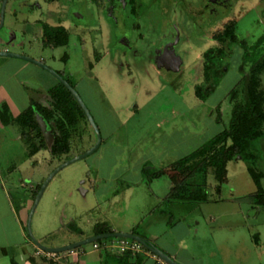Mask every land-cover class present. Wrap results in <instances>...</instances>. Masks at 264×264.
I'll return each instance as SVG.
<instances>
[{"label":"rangeland","instance_id":"rangeland-1","mask_svg":"<svg viewBox=\"0 0 264 264\" xmlns=\"http://www.w3.org/2000/svg\"><path fill=\"white\" fill-rule=\"evenodd\" d=\"M97 2L100 7L93 0H9L5 9L0 51L9 47L8 52L42 61L62 73L84 100L102 135L95 153L52 178L34 213L33 235L42 245L56 248L91 235L98 224L121 228L141 205L135 204L139 199L148 209L157 206L139 224L136 230L140 234L161 237L170 220L186 221L196 232L200 213L197 204H157L155 198L169 195L174 187L178 176L172 180L169 175L177 172L171 168H178L185 156L229 126L233 108L229 96L244 74V50L238 44L232 46L230 55L219 63L223 76L205 100L196 96V87L205 84L202 56L207 49L219 46L212 39L229 21L236 22L241 40L254 44L264 34V0H137L140 31L135 30V0H122L123 11L113 6L111 12L106 11L107 0ZM35 19L45 30L65 28L69 36L65 49L46 46L25 34L23 22ZM167 43L177 56L178 71L158 66ZM65 50L69 58L63 60ZM256 57L264 58V43ZM6 62L0 57V87L5 79L18 83L12 74L29 78L23 87V100H18L22 102L18 104L20 110L30 102L48 105L49 92L61 89L59 80L41 66L21 59H12L14 65ZM18 64H27L33 70L22 71ZM262 85L264 88V75ZM83 130L82 138L72 141L68 155L54 158L44 150L35 165L28 161L20 167L25 158L32 159L25 141L20 139L21 129L17 124L0 123L1 171L10 180L16 206L21 203L25 212L28 204V216L35 202L30 185H43L62 164L96 144L92 126L84 125ZM52 135L45 137L49 145L53 143ZM252 152L255 162L238 157L227 163L220 192L216 191L213 174L208 177L209 199L234 201L202 204L201 209L222 213L220 223L243 221L242 211L252 234H258L264 231V208L259 210L250 201L258 187L249 167L264 174V139L255 142ZM2 153L7 154L1 157ZM139 181L142 183L138 187ZM116 196L119 198L115 202ZM234 213L236 220L231 219ZM214 225L207 217L197 237L204 230H213ZM251 239L255 263L258 260Z\"/></svg>","mask_w":264,"mask_h":264},{"label":"trees","instance_id":"trees-1","mask_svg":"<svg viewBox=\"0 0 264 264\" xmlns=\"http://www.w3.org/2000/svg\"><path fill=\"white\" fill-rule=\"evenodd\" d=\"M214 40L219 46L211 47L203 54L205 84L196 87V96L205 100L216 89L224 72L218 68L219 63L230 55V50L235 44L240 45L244 50L246 58L244 74L229 96L233 107L229 126L207 144L183 158L182 163L189 172L183 181L172 188L168 196L172 203L199 204L206 201L208 177L211 173L217 181L216 191L220 192L225 180L227 163L238 157L255 162L256 155L252 149L257 140L264 139V88L262 85L264 58L256 57L257 50L264 43V34L254 44L248 45L240 39L236 22L230 21L215 35ZM68 43L69 36L65 28L46 29L45 45L63 47ZM59 85L60 90L57 87L49 92V105L32 102L31 106L16 118L10 114L7 105L3 104L1 108L0 116L5 125H19L29 157L48 149L37 122V114L43 117L48 129L53 131L54 141L50 152L54 158L68 155L73 148L72 141L75 138H82L84 125L89 124L83 109L72 93L62 83ZM249 172L258 187L254 195V203L257 208H264V189L261 185L264 174L259 173L252 165L249 167ZM41 185L32 190L34 200ZM95 229L96 235L113 233L106 224H98ZM118 239L120 238H108L107 242ZM145 240L155 246L151 241ZM97 243L101 244L102 240Z\"/></svg>","mask_w":264,"mask_h":264},{"label":"crops","instance_id":"crops-1","mask_svg":"<svg viewBox=\"0 0 264 264\" xmlns=\"http://www.w3.org/2000/svg\"><path fill=\"white\" fill-rule=\"evenodd\" d=\"M22 28L30 31L31 33L34 32V28H31L28 24H25ZM8 48L6 49L9 50ZM1 58L7 59L6 63L8 65H14L12 59L15 58ZM16 66L22 71L32 69L27 64H18ZM11 77L16 78L18 83L11 84L8 79L4 80L3 85L0 87V111L1 106L3 104H7L10 114L13 117H17L29 108L32 103L30 102L29 106L25 107L23 110L18 108V104H22V102L19 103L18 100H23V87L28 84L29 78H20L14 76V74H12ZM46 90L48 91L49 89ZM20 139H22L21 136ZM41 153L42 152L34 156L32 158L33 160L25 158V161L20 165V167L25 166L24 164H27L28 161H30V165H35ZM4 154L6 155L7 153H2L1 157H4ZM8 154H11V152H8ZM29 164L27 166H29ZM177 166L178 168H171V166L170 171H175L178 174L174 173V175H169L173 181H175L176 176H178L177 181L174 183L175 185L183 181L189 172L182 162H180V165L178 164ZM9 170H12V168H9ZM140 171L142 173L143 170ZM9 182L10 180L3 175L0 167V264H153V259L147 253H119L118 251L109 249H94L93 246H83L81 248L62 253L60 254V258L58 260L48 258L45 254L47 252L39 249L33 241L28 242L31 238L28 235L27 227H25V225L27 224V219L29 217L27 214L29 207L27 204V210L24 212L26 207L24 208L21 203L19 204L20 206H16L15 201L17 199L13 196V191L10 189L11 185ZM149 182H151L150 178ZM141 183L142 181H139L137 186L139 187ZM224 183L225 180L223 184ZM261 185L264 189V177L261 179ZM30 188L32 191L36 188V186L31 184ZM171 190L168 194H170ZM168 196L169 195L158 196L155 198V201L157 204L164 202L168 203L170 202ZM118 198L119 197L116 196L115 202ZM233 199L227 198L226 200H214L209 199L208 194L206 201L197 204L199 206L200 213L199 215L194 214L198 215L196 217V224L198 225L196 232L191 230V226L189 227V223L186 221L181 220L177 223H172L170 220L169 228L164 231V235L161 237L156 235H142L137 232L139 224L143 222L148 214L155 212L157 210V206H154L152 209H148L145 205L143 206L145 202H140V199H134L135 204H141L135 208V214L128 217V220L124 221L125 226L121 228L110 226V230L112 232L133 233L141 236L142 238L151 241L157 248L168 254L178 264H264V238H262L264 231H259L258 234H252L248 223L245 221L246 217L244 212L241 211L244 218L243 221H239L238 223L234 221L220 223L221 215L219 214L222 213H205L201 209L202 204H210L211 202L220 204L225 201L228 203L234 201ZM250 201L252 204H255L253 196ZM130 202H133V200ZM147 209L149 211H147ZM234 214L235 216L231 217L232 220H236V213ZM249 216L250 215H247V218H249ZM207 217H209L211 225L212 223H215L212 228L213 230H204V234L201 237H197V234L200 232L199 229L202 227V223ZM94 231L91 235L83 236L79 240L55 246L62 247L95 236L96 234ZM194 234H196V236L193 237ZM251 238L254 240V255L258 260L255 263L252 261ZM118 240L110 242H117Z\"/></svg>","mask_w":264,"mask_h":264},{"label":"water","instance_id":"water-1","mask_svg":"<svg viewBox=\"0 0 264 264\" xmlns=\"http://www.w3.org/2000/svg\"><path fill=\"white\" fill-rule=\"evenodd\" d=\"M8 0H4L3 2V6H2V11L4 13L6 5H7ZM3 23V21H2ZM2 27V24L0 26V28ZM0 57H7V58H15V59H21V60H25L28 62H31L33 64H36L38 66H41L42 68H44L45 70H48L54 77H56L74 96V98L77 100V102L79 103V105L81 106V108L83 109L90 125L92 126V128L94 129L96 136H97V142L96 144L87 152H85L84 154H81L67 162H65L64 164H62L59 168H57L44 182V184L41 186L34 205L30 211L29 217H28V222H27V232L29 237L31 238V240L35 243V245L45 251V252H50V253H57V254H62L68 251H72L78 248H81L83 246H86L88 244H93L95 242L101 241V240H106L108 238H125V239H130V240H134L136 242H139L140 244L144 245L146 248H148L151 252H153L154 254H156L157 256H159L160 258H162L164 261L170 263V264H178L175 260H173V258H171L168 254H166L165 252H163L161 249L150 245L144 238H142L141 236H138L136 234L133 233H125V232H113V233H107V234H99V235H95L92 237H89L87 239H84L82 241L79 242H75L66 246H62V247H46L44 245H42L33 235L32 232V220H33V216L34 213L36 211V208L39 204V202L42 199L43 194L45 193V190L47 188V186L49 185V183L51 182L52 178L58 174L61 170H63L64 168L68 167L69 165L80 161L82 159L87 158L88 156L92 155L93 153H95L99 147L101 146L102 143V135H101V131L94 119V117L92 116L91 111L88 109L87 105L85 104L84 100L82 99V97L79 95V93L69 84V82H67L60 74H58L56 71H54L53 69H51L50 67H48L47 65L43 64L41 61L33 59L31 57L28 56H24V55H20L17 53H12V52H8V51H0ZM158 66L162 69H166V70H173V71H178L179 69V64L178 61L172 56L170 55L168 52H165V54L163 55V57H161V59L158 62ZM37 118V122L43 132V134L45 135V137L52 133L51 130L48 129L47 123L45 122V120L43 119V117L39 114L36 115ZM53 136V135H52ZM54 137V136H53ZM48 138V137H46Z\"/></svg>","mask_w":264,"mask_h":264},{"label":"flooded vegetation","instance_id":"flooded-vegetation-1","mask_svg":"<svg viewBox=\"0 0 264 264\" xmlns=\"http://www.w3.org/2000/svg\"><path fill=\"white\" fill-rule=\"evenodd\" d=\"M132 2H133V0H131ZM3 2H4V0H0V26H1V24H2V26H3V23H2V21H4V13H5V11H4V13H3V11H2V6H3ZM8 3H9V0H8V2H7V5H8ZM93 3L94 4H96V5H98V3L99 2H97V0H93ZM116 3H117V5H116ZM106 4H107V6H106V11L107 12H111V9L112 8H115V7H113V6H117L118 8H122V11H123V3H122V0H107V2H106ZM7 5H6V7H7ZM134 5V4H133ZM138 5L139 4H137V0H135V6H133L132 7V10H133V13H134V17H135V30H137V31H140L139 29L141 28H139L138 26L141 24V21H140V16H139V11H140V8L138 7ZM99 6V5H98ZM100 7V6H99ZM6 9V8H5ZM2 14V15H1ZM13 14V13H12ZM13 15H17L16 13H14ZM230 22V21H229ZM38 23H40L38 20H36L35 19V21L34 22H32V23H28V22H23V24L25 25V24H28L29 26H31V28L33 27L34 28V32L33 33H31L30 31H28V30H26L25 29V31H24V33L25 34H27V35H29V36H32V38L34 39H36V40H41V42L45 45V39H46V30L44 29V27L42 26V28H41V25L40 24H38ZM23 25V26H24ZM140 33V32H139ZM140 37V39H141V37H143V35H140L139 36ZM215 37V36H214ZM139 39V38H138ZM212 40H214V38L212 39ZM179 41V40H178ZM215 41V40H214ZM47 46V45H46ZM51 47H53V48H64L65 49V47L67 46H63V47H54V46H52V45H50ZM132 46V45H131ZM170 44H166L165 46H163V49H162V53H161V56H159V60L161 59V57H163V55L165 54V52H168L170 55H172L176 60H177V56L175 55V52H174V50H171V48H170ZM25 49V48H24ZM23 48H22V50H24ZM208 50V49H207ZM206 50V51H207ZM205 51V52H206ZM204 54V53H203ZM29 57V56H28ZM203 57V56H202ZM62 58H63V60L64 59H68L69 58V55H68V52L65 50V53L64 54H62ZM159 60H158V62H159ZM42 62V61H41ZM43 63V62H42ZM58 74H60L61 76H62V73H60V72H57ZM64 79H65V77L64 76H62ZM66 81H67V79H65ZM60 82V81H59ZM67 82H69V81H67ZM61 83V82H60ZM69 84L73 87V85L71 84V82H69ZM74 88V87H73ZM75 89V88H74ZM47 100H48V105H49V100H50V98H49V96H47ZM5 105H7V104H5ZM3 106V105H2ZM2 106H1V108H2ZM31 106V105H30ZM29 106V107H30ZM46 106V105H45ZM89 109V108H88ZM0 114H1V111H0ZM0 118H1V116H0ZM14 118H16V117H14ZM87 118V117H86ZM88 120V119H87ZM1 122H2V120H1ZM3 123V122H2ZM88 123H89V121H88ZM90 124V123H89ZM10 125H13V124H10ZM5 126H9V124L8 125H5ZM88 126V125H87ZM50 130V129H49ZM52 131V130H51ZM42 134H43V132H42ZM52 134H53V131H52ZM22 136V135H21ZM43 136H44V138H45V135L43 134ZM53 136H54V134H53ZM45 141H46V144H47V146H48V149H46L47 151H49L50 152V148H51V146L52 145H49V143L47 142V140H46V138H45ZM53 141H54V137H53ZM53 144V143H52ZM44 150H42V151H40V152H43ZM40 152H38V153H40ZM37 153V154H38ZM36 154V155H37ZM50 154H51V152H50ZM36 155H34V156H36ZM33 156V157H34ZM33 157H30V158H33ZM35 201V200H34Z\"/></svg>","mask_w":264,"mask_h":264},{"label":"built area","instance_id":"built-area-1","mask_svg":"<svg viewBox=\"0 0 264 264\" xmlns=\"http://www.w3.org/2000/svg\"><path fill=\"white\" fill-rule=\"evenodd\" d=\"M94 249H109L118 251L119 253H147L150 255V257L153 259V264H170L166 261H164L162 258L151 252L148 248H146L144 245L140 244L139 242H136L134 240L120 238L117 242H104V243H93ZM46 256L50 259L58 260L60 258V254L57 253H45Z\"/></svg>","mask_w":264,"mask_h":264}]
</instances>
